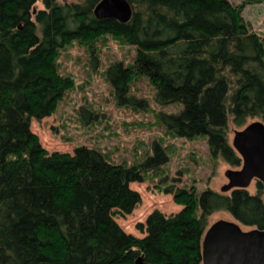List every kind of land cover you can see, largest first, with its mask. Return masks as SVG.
Returning <instances> with one entry per match:
<instances>
[{
    "label": "trees",
    "instance_id": "1",
    "mask_svg": "<svg viewBox=\"0 0 264 264\" xmlns=\"http://www.w3.org/2000/svg\"><path fill=\"white\" fill-rule=\"evenodd\" d=\"M0 0V264H202L208 218L224 210L238 224L264 228V184L197 193L167 185L183 207L160 210L127 233L115 213L140 202L131 182L161 172L157 142L142 161L113 162L98 148L72 153L43 148L30 118L55 111L72 87L58 64L60 51L88 47L105 35L132 46V61L111 63L106 77L119 103L142 105L130 83L147 79L160 106L158 121L177 137L207 138L213 158L234 167L242 159L227 140L230 119L264 122V40L230 0H128L127 22L97 18L99 0ZM94 47V46H93ZM136 105V104H134Z\"/></svg>",
    "mask_w": 264,
    "mask_h": 264
},
{
    "label": "rangeland",
    "instance_id": "2",
    "mask_svg": "<svg viewBox=\"0 0 264 264\" xmlns=\"http://www.w3.org/2000/svg\"><path fill=\"white\" fill-rule=\"evenodd\" d=\"M230 1L243 4L246 21L264 40V0ZM35 7L42 8L41 0L36 1ZM93 46L73 41L60 51L59 71L71 79L72 87L65 92L54 112L40 119L30 118V130L48 152L72 153L75 147L87 145L103 151L113 162L125 164L142 161L151 153L153 143H159L168 159L161 172L142 182H131L130 187L140 194V202L130 213L116 212L114 215L127 233L142 237L145 233L140 231L138 224L144 223L153 210L170 215L183 207L174 200L172 193L165 192L167 185L194 187L197 193L206 188L221 192L227 182L225 171L240 166L234 167L221 157L213 158L205 137L184 138L168 132L157 115L160 111H177L179 107L157 104L155 89L147 79L136 78L130 83V95L141 99L142 105L119 103L105 72L113 62H131L135 50L111 35L96 40ZM253 120L261 119L252 117L243 125H236L230 119L228 142L232 145L234 131ZM254 183L252 181L247 187L250 192H254ZM220 218L233 219L228 212L219 210L209 216L208 225Z\"/></svg>",
    "mask_w": 264,
    "mask_h": 264
},
{
    "label": "water",
    "instance_id": "3",
    "mask_svg": "<svg viewBox=\"0 0 264 264\" xmlns=\"http://www.w3.org/2000/svg\"><path fill=\"white\" fill-rule=\"evenodd\" d=\"M97 18H114L127 22L133 15L128 0H99L93 8ZM232 146L240 155L239 168L225 171L226 192L247 188L253 180L264 184V122L253 120L234 131ZM145 264L142 258L136 260ZM202 264H264V228L243 229L230 219H217L207 226L202 238Z\"/></svg>",
    "mask_w": 264,
    "mask_h": 264
},
{
    "label": "flooded vegetation",
    "instance_id": "4",
    "mask_svg": "<svg viewBox=\"0 0 264 264\" xmlns=\"http://www.w3.org/2000/svg\"><path fill=\"white\" fill-rule=\"evenodd\" d=\"M239 167V166H238ZM256 180V179H255ZM254 181V180H253ZM234 189V188H233ZM232 190V189H231ZM231 190H229V191H231ZM241 226V225H240ZM252 228V227H251Z\"/></svg>",
    "mask_w": 264,
    "mask_h": 264
}]
</instances>
